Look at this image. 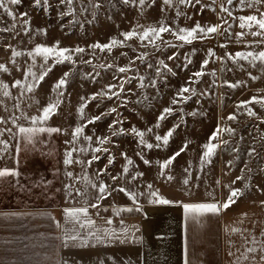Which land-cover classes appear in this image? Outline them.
<instances>
[{"label":"snow or ice","instance_id":"obj_1","mask_svg":"<svg viewBox=\"0 0 264 264\" xmlns=\"http://www.w3.org/2000/svg\"><path fill=\"white\" fill-rule=\"evenodd\" d=\"M105 0H84L86 3V7L80 9V12H86L89 9L92 11L93 17L97 15L99 10L103 7ZM119 4L123 7H134L137 11L143 15L145 8H151L157 0H118ZM22 3V0H0V12L3 13L4 16L11 18L12 23L5 27H0V33L4 32H15L16 36H20L23 33L24 36L28 37L29 43L39 36H46L47 29L38 28L35 31L30 29V21L27 18V12L16 13L12 6H19ZM56 3L62 6L57 11L58 18H64L71 16L72 19L68 22V27L70 28L74 22L79 23L77 20L78 12L76 9V5L78 0H56ZM218 0H211L210 4H202V0H162L161 2V13H165L167 10L171 9L175 11L174 18H166L171 19L172 23L168 24L165 22V19H161L158 24H150V25H142L137 23L131 30L121 31L119 36L122 39L112 37L106 43H101L99 41L91 43L87 46V49L81 47L79 45L75 47H67L62 46L59 40H56L53 44L48 45L46 43H35L33 47L26 50H17L14 47L9 45L11 49V54L9 62L13 65V68L16 71H21V66L17 63L16 58L20 56H27L29 60H31V64L27 66L26 69H23L22 75L23 79H14L11 83V89H18L19 94L13 96L12 92L9 90V83L0 80V107L4 109L5 112L10 113V115L5 118L4 116H0V136H4L6 133L8 134V140H0V159L4 158L5 154L8 152L9 141L15 142V152L18 155L21 151V144L23 142L24 147H31L32 149L36 148L37 143H46V141L39 140L38 137L40 134L47 133L51 136L53 133H61L64 130L59 127H50L47 126V122L57 114V109L60 107L63 102L64 97V89L68 85L69 78L71 76V70L66 71L63 75L51 86V92L54 94L52 98L49 99V102L46 106H43L42 109H37L39 114H33L31 116L22 108L21 104L24 101L25 97L31 101L27 104L28 108H32L34 104H39V101L35 98V96L29 97L28 94L34 93L36 88L41 85V82L45 80V78L49 75V73L53 70V67L57 64L68 63L72 65L73 68L79 64L83 65H92L94 71L84 73L83 76L85 78H91L93 81H96V78L100 75L99 72L95 71L96 65H93L92 59H84V55L88 54L90 56H95L96 50L100 52L107 51L111 54L112 49L114 47H128V42L136 39L139 41V47L141 49H152L153 54L157 52H161L166 48H176L177 44L173 43L172 40H168L164 38L165 33L169 34L171 37L175 39V41H179L180 47L183 45H191L193 41L200 40L205 41L208 38L212 37L214 34H218L224 36L226 39L235 36L237 42L244 41L245 48H259L261 45H264V11H261V8H264V0H239L237 7H247L249 9H255L257 14H249V15H240L239 17H234L233 12L226 6L232 5L233 0H219V12L226 13L227 17L232 19L239 20V28L241 30L248 29V32L238 31L232 33L229 31L231 28V24H229L228 19L220 16V23L216 24H201L199 21H196L191 26H174L176 25V20H178L182 16H186L188 20L193 19L192 16H188L186 13L180 10L181 6H192L195 7L197 5L201 6V11L205 8H210L213 5H216ZM33 7H41L43 6L44 10L47 11L48 8L51 7L50 0H32ZM91 23V21H88ZM19 25V30L17 27ZM83 26L82 24L80 25ZM226 26V27H225ZM223 27V31L221 32V28ZM61 28H64V25L61 24ZM255 29V30H253ZM248 35L252 37H260L259 40L253 41H245L244 38ZM221 48H226L227 44L222 43L220 45ZM91 50L89 53L88 50ZM132 51L136 53L135 56L129 57L128 64L126 66H116L113 63L101 64L99 67L104 68L105 70L115 69V73H129L134 71L132 65L136 64L137 61L142 65H146V69H153V64L148 63L147 59L150 55L149 51H138L136 48H133ZM193 53H195V49H193ZM121 56H127L128 53L121 52ZM80 57L79 61L74 59V57ZM178 54L173 52L172 55H169L167 59L169 61H173L177 59ZM37 58L42 60V63L37 64ZM209 58H214L215 60H223L228 59L233 64H238L239 61H247L248 65L251 67H256L257 62L260 64L259 71L261 74H264V50L255 51H236L234 55L225 54V56H217L215 51L212 48H207L205 58L200 62V66L198 70L193 71L185 81L183 85H181L175 92L173 98L170 101L169 106L164 107L159 115L156 118L155 128L160 127V122L167 119L168 116L172 115L175 111L174 106L186 103L193 96L198 94V88L196 85L202 82V78L210 75L214 79L212 82L207 85L206 89L203 91H199L200 95H207L208 88H216V87H224L228 88H238L241 87L243 82L236 81L230 82L228 80H223L218 77L216 71L208 72L207 66L210 63ZM185 63L183 65L184 69H187L190 64H192V59L185 56ZM243 65H240V69L243 70ZM34 69H38L37 72ZM223 70V69H221ZM231 71L232 69H227ZM9 71L8 67H6L5 63H0V72L7 73ZM165 71L172 75L176 73L173 72V69L169 67L167 63L163 59H157L156 65L154 68V76H148L139 74V68L135 69L137 73L135 79L139 80V84L137 85L140 89L145 88H157L158 79L163 78ZM249 78L252 81L259 79L260 77L252 75L251 72L248 73ZM129 77H118L113 75V80L118 83H109L101 89V91L97 93H93L89 96H81L80 103L77 108V113L83 124L76 126L71 131V139L64 141L67 147L63 153V165L65 167L64 175L71 181V183L63 184V193L65 199H76L78 203H82L84 206L81 207H68L63 210L64 213V225L56 222V228L62 230V236L57 237V239L61 240V244L63 248H69L73 246L78 247H95L98 244H106L112 243L115 241H119L120 243L129 242L132 240L139 239L135 233L139 232V228L132 226H126L124 224V220L120 221V228L113 229L111 227H99L96 225V221L93 220L89 214V209L96 210V215L100 217V219L104 220L107 225H112L113 219L111 217H103L100 213V209L102 205L100 201L108 199L113 195V193H121L123 194L129 201H131L132 207H112L113 216H120L123 213H131L141 211L140 206V197H144L147 199V202L151 205H179L183 209L185 222L188 223L190 221H195L199 223L200 220L195 214H204L211 213L212 215H218L221 211L227 210L237 203L238 199L243 195V192L240 188L230 187L229 185H223L224 188H229V192L227 195V199L220 202H205V203H184L179 200H173L170 198H165L159 190L153 188V184L148 183L146 188L141 191L139 188H132L126 186H109L103 180L99 179L103 175H107L108 166L112 165L115 157L111 154L107 157V165L104 168L97 169L95 171V176L98 183L93 181L91 177L88 175V168L92 167L95 161H99L101 156L99 153H108V147H104L105 145L111 143V138L115 137L119 134H123L126 130L123 127H117L118 125H122L123 121L120 119H114L108 125V129L110 131V135L96 136L95 144L97 146L93 147V136L85 135L84 129L89 125L94 124L100 121L105 116H110L113 113L117 112V107H111L105 112H101L99 115H93L90 118L85 116V109L92 102L97 100V98H107L108 100H112L116 98L120 101L121 104L127 103L128 98L123 96L125 92V84L130 81ZM219 81V83H217ZM131 93V89L128 90ZM258 93L264 92V89H258ZM143 99H137L135 103L142 104L143 101L149 99L147 95H143ZM6 100H12L14 103L11 108H9L8 104L5 102ZM252 104H260L262 108H264V95H255L252 96L249 100H242L236 104L237 112L243 109L246 115L250 118H256L261 124H264V117H260L257 112L253 110L249 105ZM19 113V115H17ZM189 115H197V113L192 112ZM223 119V117L221 118ZM228 121H236L237 114H229L226 118ZM24 120L28 126L24 124L18 123L19 121ZM11 123L13 127H8L7 125ZM154 127H148L146 130L141 131L138 130L137 127L132 126L127 131H130L134 134L138 139V144L142 146L141 151L136 152V156L139 157L140 161H142L145 166H152L153 161L146 158L143 154L144 149L152 150V149H162L166 148L169 145L170 138L173 136L174 132L179 128V125H174L169 128L163 135L156 134L154 132ZM13 128L16 131H13ZM146 133L154 135V143L147 142L145 139ZM222 133H228L230 136L234 135L235 129L231 127H221L220 124L217 125L216 129L211 133L208 137L206 143H204L201 148L202 152L199 156V161L201 165L211 164L212 157L216 154L217 148L220 144L227 145L228 141L220 140V136ZM81 138L83 141L88 143L87 147H83L80 145ZM264 139V137H262ZM219 140V143H214V141ZM188 148V142L185 141L184 144L179 148V150L173 152L166 158L162 160H157L155 163L158 165V176L164 181L171 182L175 179V177L171 174V166L174 165L176 159L184 153ZM91 151V158L81 159V155L87 156L88 152ZM233 151H238V149L234 148ZM74 153L76 154V158H74ZM50 154V153H49ZM256 154L255 147H250L248 149L249 157H252ZM121 156L124 157L126 163L123 167V171L121 175L130 176L131 179L128 181L130 184L131 181H136L137 177H141L144 175L143 172H136L132 174L129 172V166L133 165V160L127 156L126 153H121ZM233 161L229 160L227 162V167L232 165ZM80 165L83 169L82 175H75L72 171H67V168L72 165ZM191 162L189 161L188 167L184 169V172L187 174L186 178L183 179V185L187 186L189 184V179L192 177ZM203 170V169H201ZM245 170L251 171V169H241V172ZM19 176V172L15 169L10 168H0V179L6 177H17ZM117 175L111 176V179L115 182L119 179ZM199 179V177H197ZM243 176H236L235 179L231 182L232 185H235L237 181L244 180ZM78 181H83L84 188L83 191L80 188H77L75 185ZM52 184L51 180H41L37 184L33 185L34 187H43L45 191H47L48 187ZM217 185H220V181H216ZM23 188V185H20ZM248 187V184H245V188ZM89 189L95 190V194L89 191ZM57 192H60L61 189H56ZM209 196H214L213 193H208ZM89 200H94L95 202L89 203ZM261 206H264V201H260ZM104 211H108V209H104ZM15 216L16 214H11ZM50 219H54L50 216ZM71 224L72 227H65V225ZM78 226V227H77ZM83 230V231H82ZM231 231L232 233H236L240 231V229L232 227L231 229H225V231ZM247 231V230H245ZM260 239L257 240L255 235L249 233L248 236L244 237L243 251L240 254V257L237 258V264H240V261H250V264H264V230L260 233ZM251 245V246H250ZM258 253V255H257ZM231 255V253H229ZM57 264H68L66 260H58ZM100 264H103L101 261ZM185 264H188L186 261Z\"/></svg>","mask_w":264,"mask_h":264}]
</instances>
